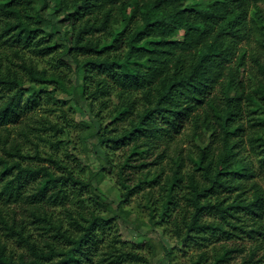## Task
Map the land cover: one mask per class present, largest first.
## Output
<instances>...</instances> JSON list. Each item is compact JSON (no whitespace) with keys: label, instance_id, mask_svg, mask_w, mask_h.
Returning <instances> with one entry per match:
<instances>
[{"label":"trees","instance_id":"16d2710c","mask_svg":"<svg viewBox=\"0 0 264 264\" xmlns=\"http://www.w3.org/2000/svg\"><path fill=\"white\" fill-rule=\"evenodd\" d=\"M50 103L47 148L0 128V264H163L134 202L166 264H264V0H0V126Z\"/></svg>","mask_w":264,"mask_h":264},{"label":"rangeland","instance_id":"374dc122","mask_svg":"<svg viewBox=\"0 0 264 264\" xmlns=\"http://www.w3.org/2000/svg\"><path fill=\"white\" fill-rule=\"evenodd\" d=\"M52 103L46 104L34 112H25L21 116L13 117V119L6 125H1L0 128L4 134H9V139H19L24 141L31 149L34 148L31 141H40L41 147H48L45 141L41 139H57L50 127L54 126L56 120L64 121L61 117L60 110H50ZM68 111V116L74 121V125L69 127L67 131L70 139H73L77 145V149L83 154L87 160L94 166L100 165V159L91 148V139L86 136L88 133L94 131V124L89 117L87 111L76 102L71 101L65 105ZM72 121V122H73ZM95 183L102 189L104 194L109 198L117 196V189L114 186L111 176L106 173L100 174ZM134 212L129 215L126 221H123L120 226L122 237L134 243H141L147 241L153 245L152 258H163L162 263H168V258L164 257L161 239L167 244H173V241L168 237L162 235L160 230L153 229L148 223V214L143 209L137 207L136 202L130 207ZM150 244V245H151ZM146 244L145 251L148 250ZM176 264H186L187 255L181 251L174 253Z\"/></svg>","mask_w":264,"mask_h":264}]
</instances>
